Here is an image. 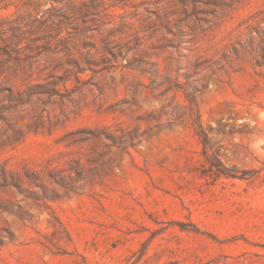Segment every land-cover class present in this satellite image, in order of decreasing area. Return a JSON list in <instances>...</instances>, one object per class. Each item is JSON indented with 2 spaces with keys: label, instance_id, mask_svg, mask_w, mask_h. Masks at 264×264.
<instances>
[{
  "label": "rangeland",
  "instance_id": "obj_1",
  "mask_svg": "<svg viewBox=\"0 0 264 264\" xmlns=\"http://www.w3.org/2000/svg\"><path fill=\"white\" fill-rule=\"evenodd\" d=\"M0 264H264V0H0Z\"/></svg>",
  "mask_w": 264,
  "mask_h": 264
},
{
  "label": "trees",
  "instance_id": "obj_2",
  "mask_svg": "<svg viewBox=\"0 0 264 264\" xmlns=\"http://www.w3.org/2000/svg\"><path fill=\"white\" fill-rule=\"evenodd\" d=\"M223 167V166H222ZM216 171H217V173L219 174V175H223V176H226V177H234V176H232V174H229V173H227V172H222V170H218V169H216Z\"/></svg>",
  "mask_w": 264,
  "mask_h": 264
}]
</instances>
